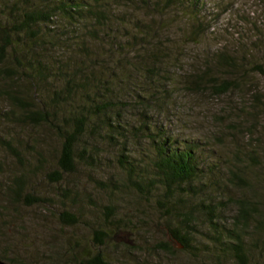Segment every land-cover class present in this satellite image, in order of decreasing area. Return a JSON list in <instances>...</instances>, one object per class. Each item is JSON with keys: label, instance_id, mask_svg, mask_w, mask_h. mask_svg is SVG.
Returning a JSON list of instances; mask_svg holds the SVG:
<instances>
[{"label": "rangeland", "instance_id": "374dc122", "mask_svg": "<svg viewBox=\"0 0 264 264\" xmlns=\"http://www.w3.org/2000/svg\"><path fill=\"white\" fill-rule=\"evenodd\" d=\"M10 1L1 9L8 18ZM55 2L27 0L26 6L54 7ZM84 2L87 9L73 14V21L55 14L49 27H40L44 40L53 43L43 57L54 67L57 58L68 57L69 68L91 64L97 72L106 64L108 84L101 92L121 107L126 130L111 143L87 128L76 147L74 172L55 183L50 174L58 169L61 151L55 133L0 120V260L74 264L73 256L98 250L93 236L101 229L109 239L100 250L112 264H264V0ZM7 53L4 67L15 64ZM61 75L53 80L43 75L44 88L51 92L52 81L54 89L62 88L64 82L54 80ZM200 75L205 87L194 88L189 83ZM213 78L227 80L230 89L215 96L206 87ZM188 84L197 91H186ZM8 104L0 95V113ZM73 109L78 110L66 111ZM145 116L173 137L197 141L206 161L242 177L235 185L224 181L213 199L207 196L212 199L208 208L219 212L212 213L214 225L205 208L194 206L199 198L124 187L121 154L136 173L153 175V151L140 127ZM3 141L17 146L18 157L6 152ZM81 154L91 159H78ZM20 177L23 184L15 194ZM241 200L247 202L250 221L240 234L244 259L237 261L213 238L215 229L231 228ZM174 227L191 234L194 249L182 252L171 242ZM165 243L173 255L162 249Z\"/></svg>", "mask_w": 264, "mask_h": 264}, {"label": "trees", "instance_id": "16d2710c", "mask_svg": "<svg viewBox=\"0 0 264 264\" xmlns=\"http://www.w3.org/2000/svg\"><path fill=\"white\" fill-rule=\"evenodd\" d=\"M5 1L0 0V82H2L0 95L9 104L8 110L0 113V120L32 126V128L45 127L55 133L60 140L61 151L57 162L58 169L50 175L52 180L58 183L63 174L74 172L76 147L87 128L96 131V135L101 134L104 141L108 138L109 142L113 143L115 139L123 136L121 132L126 130L125 119L118 103L109 93L101 92L102 87L106 91L108 84L106 64L99 66L97 72L91 64L84 68L79 66L69 68L71 59L68 57L57 58L55 60L56 67L46 62V58L43 57V54L49 49L47 46H51L53 43L44 40L40 33V27H49V24L46 23H50L52 21L50 19L55 14H63L65 19L73 21L75 19L73 14L79 15L87 9L85 0H55L54 7L42 8H29L26 6L27 0H24L25 3L20 0H11L10 5L7 4L10 6L8 9L13 11V14L9 15L10 18L1 12L2 4H5ZM95 4L99 6V4ZM94 17L97 20L105 19L104 15L99 18L95 15ZM9 50L15 64L4 67L2 65L7 61L8 54L11 55L7 53ZM58 74L62 75L59 79L55 78L54 80L64 82L63 87L54 89L53 87L56 86L52 81L50 86L52 90L48 92L49 89L44 88V84L47 82L43 75L53 80L52 77ZM63 74L65 79H63ZM204 77L200 75L189 84L194 88L205 87ZM213 79L206 87L214 92L215 96H221L230 89L227 80L219 82L217 78ZM154 84L160 89L161 86L158 82ZM189 84L185 86L186 91H197L189 88ZM157 87L153 88V91L158 92ZM144 92L146 96H151L148 93L150 90ZM44 94L49 95L48 101L43 100ZM165 95L167 94H162V96ZM142 99L144 100L146 97H142ZM68 107H77L78 110L66 111ZM95 120L96 122L90 123ZM140 127L147 132L153 151L150 162L153 175L147 178L143 174L136 173L134 165L125 155L121 154L118 157V163L126 176L127 185L124 184V187L131 185L133 190H137L141 194L155 193L157 189H163L164 193H168L169 196L181 191L182 195L187 198H199V202L194 206L205 208V215L212 218L210 223L214 225L216 217H211L212 213L219 212L217 209L208 208L209 205H212L210 203L213 199L212 196L219 194L224 181L235 185L236 182L242 181V177L231 169L223 172L217 167V164L206 161L208 157L204 156L205 150L197 141L181 140L167 134L166 131L157 128L150 121L149 116H145L140 122ZM3 148H6V152L12 157H18V148L11 142L3 141ZM80 158L82 160L91 159L90 156H84V154L78 157V159ZM15 184L17 187L15 186L14 193L17 194L23 184L21 177L15 180ZM207 196L212 199H208ZM26 198L29 197L26 196ZM156 204L160 207L162 205L161 201H157ZM246 205L247 202L241 200L238 204V211L231 222V228L215 229L216 236L213 238L215 244L220 248L223 246L222 249L229 251L237 261L244 259V239L240 234L247 231L250 221L249 209ZM61 217L74 221L69 213H62ZM176 228H172L170 232L171 242H175L181 247L182 252L194 249L195 242L194 238H190L191 234L187 231L177 232ZM108 239L107 232L105 233L101 229L95 230L93 241L98 250L84 252L82 256H73V263L112 264L100 250ZM162 247L167 254L173 255L174 249L171 246L165 243ZM1 259L7 263L16 264L15 260L11 258Z\"/></svg>", "mask_w": 264, "mask_h": 264}, {"label": "water", "instance_id": "95a60500", "mask_svg": "<svg viewBox=\"0 0 264 264\" xmlns=\"http://www.w3.org/2000/svg\"><path fill=\"white\" fill-rule=\"evenodd\" d=\"M0 264H10V263L0 260Z\"/></svg>", "mask_w": 264, "mask_h": 264}]
</instances>
